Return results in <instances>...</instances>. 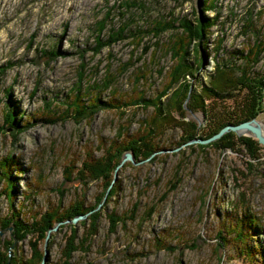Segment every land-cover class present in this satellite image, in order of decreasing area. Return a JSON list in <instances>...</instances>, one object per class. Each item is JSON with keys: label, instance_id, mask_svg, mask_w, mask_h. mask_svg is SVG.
I'll list each match as a JSON object with an SVG mask.
<instances>
[{"label": "rangeland", "instance_id": "374dc122", "mask_svg": "<svg viewBox=\"0 0 264 264\" xmlns=\"http://www.w3.org/2000/svg\"><path fill=\"white\" fill-rule=\"evenodd\" d=\"M136 1L124 16L130 28L155 19L174 27L105 44L124 20L116 0H0V264H264V145L250 158L252 140H240H256L248 132L231 131L232 148L213 144L224 133L201 142L208 116L168 109L173 121L155 138L157 150L141 159L121 151L107 184L78 175L84 160L137 138L153 106L132 100L159 94L164 103L177 86L164 90L178 19L210 21L197 46L203 64L189 79L196 89L215 62L237 66L247 45L264 39V0ZM252 71H264V52ZM106 74L104 88L97 82ZM75 87L96 103L89 117L66 110ZM253 117L264 129V87ZM183 120L197 123L196 136L184 139ZM77 206L83 211L40 236L35 224L46 212L65 216Z\"/></svg>", "mask_w": 264, "mask_h": 264}, {"label": "trees", "instance_id": "16d2710c", "mask_svg": "<svg viewBox=\"0 0 264 264\" xmlns=\"http://www.w3.org/2000/svg\"><path fill=\"white\" fill-rule=\"evenodd\" d=\"M116 2V6L119 8L120 17L124 20L116 29H110V31H108L107 39L104 40L105 44H108L111 41L120 40L126 35H130L131 37L141 36L142 38L143 34L152 33L157 36L159 31L168 28L172 29L174 27L173 23L175 20L166 21L165 19H155L151 26L144 30L141 29L140 26L130 28V21L129 19H125L124 16L127 10L138 7L139 3L136 0H116ZM207 6L208 8L210 7V9H213L215 5L210 3ZM105 19L106 18L104 17L98 21V28L96 31L99 32L103 28ZM177 21L182 27V36L180 35V37H176L174 40L175 42H173L172 46L169 48L171 51V57L175 59L176 63L173 65L171 71L170 83L164 90L172 87L174 83L177 86L175 87L174 85L175 89L166 94L167 99L164 103H161L159 94L154 100H149V103L141 99L143 96L138 97L137 100H132L130 103H138L137 101H141L143 105L150 104L153 106V114L148 118L141 120L140 126H142V129L137 138L131 139L127 143L121 144V146H117L116 148L110 145L109 149L104 152L105 154L100 157L84 160L78 175L85 174L86 176L84 177L87 179L99 178L107 184L110 173L119 160L121 151L130 150L135 159H141L146 158L151 152H153V150H157L159 145L155 138L167 129L173 121L172 116L169 115L168 109L176 110L181 116L184 109L191 112L202 111L208 116L204 127V138L217 132V130L223 125L227 123H238L251 118L260 110L263 98L264 71L253 72L252 66L257 62L260 53L264 52V39L263 41L255 39L253 44L247 45L246 53L243 56L241 55L243 61L237 66H234L235 64H228L222 60L215 62L213 71L207 75L208 79L205 84L200 85L199 89H196L191 86L189 79L195 76V72L200 65L203 64L200 60L197 46L199 45L204 32L208 29L210 21L205 17L201 19L195 18L194 21L186 17H181ZM246 24L247 27L252 25L251 20L248 17H246ZM98 32L95 36L97 42L96 48L100 47L99 45L103 43L98 37ZM183 40H185L184 45L182 44ZM192 40L193 42L195 41V45L190 52L189 48L186 49L185 47H187V44L189 45V42ZM189 56L191 58H189ZM82 76L83 74L80 73L79 77ZM110 76V74H106L102 81L97 83L100 86L107 88L111 82ZM75 88V98H73L70 103H67L66 110L72 108L75 115L78 116V119L81 117H89L91 111H93V105L96 103L92 104L90 102L85 103L82 101L83 99L80 88ZM162 93H164V91H162ZM84 94L86 95V93H83V95ZM95 97H97L95 101H99L98 96L96 95ZM226 98L232 100V106L227 110H225L224 107L220 108L218 106L220 100H225ZM9 111H7V117L5 118L7 125H10L12 119L14 120L13 114ZM181 124L182 127L184 126L183 124H186L188 127V129L183 127L184 130H187L186 138L184 139L188 140L197 134L199 127L196 122L183 120L181 121ZM233 136L235 135L231 131L224 133L218 139L214 140L213 144L219 145L223 148H232ZM240 140L244 144H250L249 141L252 140L251 142L253 143L250 146L253 145L254 147L249 149V154L247 155L250 158H253L255 150L258 148V142L249 137H243L240 138ZM81 211L83 210L80 206H77L75 209H72V212H70L69 215L65 216H61L56 210L46 212L43 218H41L39 223L35 224V226H37V228L39 227V232H41L40 236H43L45 229L52 223ZM5 225L6 224H2L1 227ZM34 228L36 229V227ZM19 230H17V232H19ZM14 232H16V230ZM28 260L32 263L36 258L35 260L33 258Z\"/></svg>", "mask_w": 264, "mask_h": 264}, {"label": "water", "instance_id": "95a60500", "mask_svg": "<svg viewBox=\"0 0 264 264\" xmlns=\"http://www.w3.org/2000/svg\"><path fill=\"white\" fill-rule=\"evenodd\" d=\"M254 122H255V119L251 118L249 120L241 121L237 124H226L222 126L212 136L202 139L200 141L201 142L211 141L227 131H234L237 134H240V131H247L250 133V136H253L257 140L258 143L264 145V133L261 127L257 124V122L255 123ZM130 154L131 153L128 152L124 159H126L127 157H130L131 156Z\"/></svg>", "mask_w": 264, "mask_h": 264}, {"label": "bare ground", "instance_id": "6f19581e", "mask_svg": "<svg viewBox=\"0 0 264 264\" xmlns=\"http://www.w3.org/2000/svg\"><path fill=\"white\" fill-rule=\"evenodd\" d=\"M253 119H255V117H253ZM255 122H257V124L260 126V127H262V125H261V122H259L257 119H255ZM254 122V123H255ZM264 128V127H263ZM262 129V128H261ZM262 131H263V133H264V129H262ZM240 132H242V131H240ZM244 133H246L247 131H243ZM249 133V132H248ZM50 208V207H49Z\"/></svg>", "mask_w": 264, "mask_h": 264}]
</instances>
